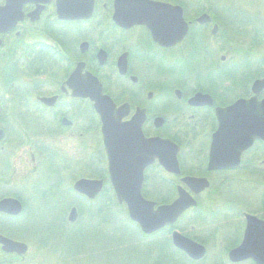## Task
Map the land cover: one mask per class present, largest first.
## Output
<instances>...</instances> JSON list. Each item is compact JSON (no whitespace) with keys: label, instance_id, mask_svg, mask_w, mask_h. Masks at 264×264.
<instances>
[{"label":"flooded vegetation","instance_id":"af4514ba","mask_svg":"<svg viewBox=\"0 0 264 264\" xmlns=\"http://www.w3.org/2000/svg\"><path fill=\"white\" fill-rule=\"evenodd\" d=\"M155 1L178 5L171 1ZM99 2L100 0L98 2L96 0L95 7H98ZM5 3L6 0H0V7H4ZM102 6L106 10L107 6L105 4ZM93 14L91 20L95 22L96 20L99 22L102 18L106 17V15H97V11H94ZM22 15V19L16 23L13 29L7 32H0V81H2L3 87H5L4 91L9 93V95L5 96V102L7 97H11L10 100L13 102L15 111L18 113V115L8 116V114L0 111V119H2V122H9L12 127L16 128L18 126L15 125L16 120L20 119V125L26 120L38 134L46 136V138L47 136H55L61 133V130L70 127L76 128V132L79 135L84 134L83 132L86 131H88L87 133L97 134L99 135L100 141L98 143L97 140L99 146L97 149L94 148L92 154L95 156L92 159L85 160V152L83 160L80 159L77 162L73 158L70 161L71 158L64 154L63 151L58 149L53 150L54 147L47 144V141L46 144L36 142L30 145L31 149L36 150L34 153L38 157L34 158L31 155L34 166L26 172L25 176L31 177L32 175L33 178L36 175L48 176V182H50L44 188L46 190H43L42 194L49 192L48 194L54 196L55 200L52 201L53 204H47L44 207L46 209L45 211L40 208L33 209L32 220L34 222L30 223L31 239L29 246L27 244L24 254L26 252L30 253V264H116V225L108 224L106 222L107 217H100L97 214L99 210H104V207L84 205V203L91 204L94 202L93 199L97 198L101 193L109 195V198L116 199V196L112 188L108 171V161L103 148L100 121L98 130L96 131L94 129V121L99 120L98 115L95 113L90 99L75 95V84H67L73 71L79 64L83 63L82 73L89 72L98 79L102 85L103 93L107 94L116 106L128 105L127 114L121 119L122 122L130 121L137 110L139 112L143 111L144 120L140 128L145 138H166L163 136L164 133L158 131L165 123L166 118L163 115H166V117L168 115L164 110H170L175 113L173 116L175 119L174 126L169 127L167 125L166 128L167 130L174 128L171 135L177 137L180 141L182 138L185 139V142L181 141L182 144L186 146H190L191 144L196 145L197 149L195 152L198 156H195L197 157L196 168L205 166L204 171H200L205 174L208 172L220 173V171H208L206 168L212 134L218 126L215 109L216 107L231 105L237 99L221 104L220 102H223V100L220 101V99H217L215 101L210 94L203 91V89H199L196 83L195 86L188 87L187 90H184L183 83L179 82V80H168L166 87L161 83L157 84L153 82V84H149L146 81H141L137 73L138 68H140V61L145 60L149 62L153 58L160 60L158 58L159 54L164 55V57L167 56L165 54H168L171 57L175 55L173 50L178 46L162 47L157 45L151 40L150 33L144 26H133L124 33L119 32L120 34L114 35V37L112 36L111 40L109 39L103 45H100V36L97 39H85V34L90 39L91 28L88 31L86 30L87 33H85L86 24L84 20H57L55 0L48 2L33 0L27 2L22 6ZM194 22L196 23V21ZM195 23L189 22V26H193ZM206 25L208 26V24ZM133 30L137 31L132 33L131 31ZM201 31L203 30L201 29ZM195 35L198 37L200 33L197 32ZM84 44H86V49L82 48ZM100 52H104L105 54L103 62H100L99 59ZM123 54H126V71L124 74H120L117 62ZM164 63L161 64L160 68L172 69L174 66L173 59L167 66ZM6 66L11 67V72H13L10 77L4 76ZM58 76L60 77L59 79ZM54 80H59V83H54ZM50 84H55V88L51 91L48 89ZM44 87L47 89L44 90ZM149 87H153L154 91H148ZM161 88L162 90L166 88L165 90L168 91L166 95H160L159 89ZM79 90L81 88L77 87V91ZM197 93L209 95L211 104L207 103L206 98H203L195 104L191 103L190 100ZM17 95H19L18 98ZM161 96H164V99H158ZM258 97H260L259 99L264 98V89L259 93ZM153 99L155 100L153 101ZM68 103H71V108L67 110L65 106ZM89 107L94 113L93 117L88 115L90 111ZM26 111L29 113L28 116H26ZM4 115L7 117H4ZM158 117L164 119L160 127L155 125ZM180 117L186 120L199 119L198 129H196L197 123L194 121L192 127L188 125L190 129L187 127V131H183L177 123V119ZM79 121L83 124L79 123ZM29 125L26 126L29 127ZM19 127L20 130L21 126ZM92 127L93 129H91ZM0 129L3 131L4 141L5 136L10 132H8L7 127L4 125L0 126ZM189 131L193 132L191 141L194 143L186 141L188 137H185L184 134H188ZM200 133L203 135V139L202 141H197L196 135ZM177 145L179 146L177 160L179 161L180 173L172 174L165 172L164 168L159 164L158 159L154 158V162L148 165L143 172L142 195L154 196L160 194L163 192L165 181L174 182V189L176 191L175 198L178 195V188H182L184 191L192 194L191 189L182 183V178L187 176H203V174L199 175V173L195 172L190 173V175L185 173L180 161L186 155L185 153L183 154L184 151L181 144L178 143ZM248 155L249 158L247 159L259 161L258 166L252 167V173L256 176L252 183L256 207L252 211H244V209H241L238 213L232 210L228 213L217 214L224 228L220 243H228L230 241L232 246H237L242 241L243 231L247 224L246 214L253 215L257 220L264 223V215H260V213H264V141L260 139L255 140L253 147L241 154L240 160H246ZM41 161L44 162L43 168L38 171L35 168L39 166ZM241 161L238 166L221 172L229 174L236 173L239 171L237 169L240 167ZM79 162L83 164V171L76 172L74 168L72 170L71 166ZM246 169L247 167H244V171ZM190 170L194 169L191 168ZM90 173L92 174L91 176ZM65 178H68L69 184L72 182L73 186L79 180L100 181L102 182V186L94 197L89 198L82 192L74 189L73 186H71V190H62V184L55 186L56 181L63 183L65 182ZM54 188H58L59 190ZM200 195H198L197 199L200 198ZM98 202L100 204V201ZM94 204L97 205V203ZM59 205L64 206L60 208ZM73 209L75 210V217L73 220H70L69 216ZM226 210H228V207ZM198 212L201 213L200 208ZM229 213H234V215L236 213L237 216L243 218L242 224L244 228L237 240L232 233L234 230L233 225L229 223L231 220ZM48 215H54L53 222L50 220L52 217H49L45 223L35 224L38 221L37 219H39L38 216H43L42 218L45 219ZM0 216L1 218L6 217L7 219L12 217L4 213H0ZM210 223L213 226L215 220L211 218ZM186 225L185 222L180 224L176 222L147 235L169 232V237L172 242V233L179 231L186 237L194 239L191 233H183L184 226L186 227ZM256 225L258 228L259 226L261 228L264 227L260 222ZM189 226L190 232L198 236L200 230L195 228L193 224ZM216 228V226L213 228L206 227V233L211 236L212 240ZM147 235L144 234V236ZM5 236L10 239L12 238L7 235ZM12 239L17 240L15 238ZM162 247L164 246L162 245ZM0 254V264H5L9 261L19 264L24 258V254L18 255L16 252L4 251L1 244ZM190 261L196 262L193 260ZM244 262L237 264H244Z\"/></svg>","mask_w":264,"mask_h":264},{"label":"rangeland","instance_id":"374dc122","mask_svg":"<svg viewBox=\"0 0 264 264\" xmlns=\"http://www.w3.org/2000/svg\"><path fill=\"white\" fill-rule=\"evenodd\" d=\"M164 1H171L174 4H179V2H185L187 3V7L184 9V19H186L188 22L195 23L193 20L195 18H201L203 16L202 12H205L209 15L210 21L206 24H202L201 22H196L193 26H190L189 33L178 46H176L175 55L169 57L168 54H165L167 56L164 57V55L159 54L158 59L153 58L149 60V62L140 61L139 67L137 70V73L140 76L141 81H146L147 83L156 82L164 84L166 87L168 80H179V82L183 83V89L187 90L188 87L195 86V83H197V73H200V69L202 67V61H205V56H203V53L200 51L198 52V57H196L198 62V68L195 72H190L189 70L181 71L179 72L182 74L181 78L176 75V70L174 67H177L179 69V66L176 64H179L180 61L182 62L186 54L190 51L189 42H190V35H194L197 32L200 33V36L203 37L204 40H207V45L201 43L202 47L207 50H212V53L214 54V57L209 59V63L212 61H223L228 62L229 60H234L240 58L243 54H249L250 59L252 61L257 60V66H259V62L261 58H264V40L261 44H255V42L251 41V37L253 36V32L255 29H261L260 33H264V0H164ZM103 4H105L106 10L104 12ZM112 0H100L98 10L101 12L102 16H105L102 18V20L99 21V24L95 28L90 29V39L88 37H85L88 40L91 39H97L100 36V45H103V43L107 42L109 39L111 40L112 36L117 35L119 32H117L115 28H111V22L109 21V16L112 13ZM190 5V6H189ZM204 6H208L205 11H200ZM213 7V8H212ZM230 8L234 10L240 9L245 15H247L250 19H247L246 22H242L241 24H238L236 22H233L234 20L229 21L228 17L225 13H229ZM210 11L214 13H219L216 16H214L213 13H210ZM201 12V13H200ZM224 14V16H223ZM236 15V14H235ZM221 17L223 19H221ZM252 17H255L256 19L253 20ZM206 25V26H202ZM203 31H201V29ZM236 29H239L240 33L236 31ZM137 30L131 31L132 33L136 32ZM129 32V33H131ZM31 35H33L31 33ZM192 37V36H191ZM253 38V37H252ZM252 42V43H251ZM164 57V58H163ZM223 57V60L221 59ZM163 58V59H161ZM175 58V59H174ZM173 59L174 66L172 67L173 71L170 73L166 68V70L161 67V64L165 62V66ZM208 61V58H207ZM159 62H161L159 64ZM176 63V64H175ZM161 70V71H160ZM197 74V75H196ZM264 71L261 75L263 76ZM60 77L58 76V79ZM260 78V77H259ZM256 78V79H259ZM255 79V80H256ZM254 81V80H252ZM242 81L243 84L241 86L237 85H231L230 82H216L214 93L216 95V98L218 96H222L225 98H228L225 92L228 93V91L231 92V97L238 98L235 96H238L237 94H240L243 89H247V94L240 95L239 97H247L251 92V82ZM54 83L58 84L59 80H54ZM208 84L206 83V86ZM152 86V85H151ZM203 89L206 93L210 94L212 97L213 95L211 92H209V88ZM55 88V84H50L49 91L53 90ZM173 88V87H172ZM171 88V89H172ZM5 87L2 85V81H0V111L3 113L8 114V116H14L18 115V113L15 111V106L12 104L13 102L10 100L11 97L6 98L5 102V96L9 95L7 91H4ZM47 89V88H46ZM44 87V90H46ZM117 89V88H116ZM115 89V90H116ZM166 89V88H165ZM162 88L159 89L160 95H166L168 92ZM154 91L153 87H149L148 91ZM20 91V90H19ZM48 91V92H49ZM225 91V92H224ZM47 92V93H48ZM38 93V92H37ZM34 94V93H33ZM169 94V93H168ZM19 95H17L18 98ZM121 97L120 95H117ZM164 99V96H161L158 99ZM214 98V97H213ZM260 98V97H258ZM224 99V98H223ZM155 99H153L154 101ZM157 100V98H156ZM215 101L217 99L214 98ZM228 102V100H223V102H220L221 104H224ZM219 103V102H217ZM7 104V105H6ZM71 103H68L65 107H67V110L71 108ZM13 106V107H12ZM19 110V109H18ZM167 112V117L165 116V123L164 126L159 129L158 131L161 133H164L163 136L170 137L174 139L176 142L180 143L183 149V154L185 153L186 156L181 158L180 164H182V167H184L185 173H194L197 172L199 174H204V176L207 177L210 185L209 187L202 192L200 195V204H201V213L205 215V219L208 218V213L210 211H214V213H228L231 212L233 209L226 208L228 206L234 205L236 198L234 196L238 195L240 193L242 185L243 193H244V199L241 201L242 206H244V210L254 209L256 207L255 205V199H254V192L252 189H250L248 186L253 187V182H250V179L253 180L256 178V176L252 172L253 166H258L259 161L247 159L249 158V155L246 157V160L243 161L238 167L236 173L229 174L226 172H208L203 173L200 171H204V167L202 168H196L197 166V154H196V145L191 144L190 146H186L182 144V142H185V139H181V141L171 135V132L174 128L171 130H167V125L170 127L174 126L175 119L173 116L175 113L171 112L170 110H164ZM166 114V113H165ZM29 113L26 111V116H28ZM4 117H7L4 115ZM23 117V116H21ZM19 118V117H18ZM24 118V117H23ZM81 118V117H79ZM8 121V119L6 118ZM197 123L196 129H198L199 125V119H183L180 117L177 119V123L180 125V128L183 131H187L190 129L188 125L192 127L193 122ZM25 120L20 125V119L16 120L15 125H18L16 127H12L9 122H2V119H0V126L4 125L7 127L8 133L7 136H5L4 141L2 140L0 142V199L7 196H13V193L11 192H17L20 193V196L25 195L22 199L20 196L16 195L23 203V211L20 215V221H11L7 219L6 217L1 218L0 216V233L10 236L12 238H15L17 240H20L29 246V241L31 239L30 237V223H33L32 220L34 208H40L42 210L44 207L47 206V204H53L52 201H54V196L48 194L49 192H45L42 194L43 190L46 186L49 185V182L47 181V184L45 182H40L37 184L38 187L34 185V183L38 182L35 181L32 183V175L25 176L26 172L31 169L32 166H34V162L31 159V155L36 158L38 155L34 153V151L30 148V145L32 143L40 142L46 144H50L54 147L53 150L58 149L60 151H63L64 154H66L68 157H70V161L72 158L77 162L80 159L83 160L84 153L86 152L85 160L89 158H93L95 155H93L94 148H98L99 141V135L94 133H87L83 132L84 134L79 135L78 132H76V128H70L67 127L63 130H61V133L55 135V136H41V134H38L37 131L34 130V128L31 127V125ZM79 123L83 124L81 121ZM2 124V125H1ZM95 124V130H98L99 120L94 121ZM77 125V124H76ZM186 125V126H183ZM19 126H21V129L19 130ZM77 127V126H76ZM160 127V126H159ZM93 129V127L91 128ZM94 130V131H95ZM93 131V130H92ZM85 135V136H84ZM187 142L192 143L191 137H193V132L189 131L188 134H184ZM96 137V138H95ZM197 141H202L203 135L200 133L196 135ZM194 143V142H193ZM35 149V148H34ZM57 151V150H56ZM187 151V152H186ZM252 155V153H250ZM197 156V157H195ZM88 157V158H87ZM252 158V157H250ZM86 162V161H85ZM44 162L41 161L39 166L36 167L38 171L43 168ZM85 165V163H84ZM82 162L75 163L73 166H71V169L76 172H81L82 170ZM244 167H247V169L244 171ZM74 168V169H73ZM194 170H190V169ZM188 169V170H187ZM197 169V171H196ZM243 169V170H241ZM187 170V171H186ZM243 173V174H242ZM88 174V173H86ZM92 174L90 173V176ZM44 180V179H41ZM165 181V180H164ZM167 182V181H165ZM164 182V183H165ZM66 186V189L68 186H72V182L69 184V179L65 178V182L63 183ZM151 184V182H150ZM242 184V185H241ZM248 185V186H247ZM64 186V187H65ZM64 187L62 190H64ZM56 190H59L58 188H54ZM163 190L165 191V187H163ZM11 191V192H10ZM55 191V190H54ZM149 191V190H148ZM163 191V192H164ZM174 194L176 193L175 189H173ZM162 192V193H163ZM54 193V192H53ZM172 190L170 188L167 190L166 195L167 197L169 195H172ZM42 194V195H41ZM151 198H155V196H149ZM175 197V196H174ZM173 197V198H174ZM152 200V199H151ZM156 200V199H155ZM94 205H90L92 207H104V210H99L97 214L100 215V217H107L108 224L111 223L112 225H116V232L117 237H122L120 240H124L126 243L121 245L119 243V240L116 241V264H183L184 257L180 254L178 250H175L173 247L169 232L164 234L157 233L150 236H144V234L139 230V227L137 224H131L129 221L130 219L128 216L124 213L122 210V206L118 205L117 201H115V198H109V195L105 193H101L97 198L93 199ZM100 201V204L99 202ZM257 204V202H256ZM236 205V204H235ZM60 208L63 207L62 205H59ZM233 207V206H232ZM246 207V208H245ZM32 208V209H31ZM234 208V207H233ZM238 208V207H237ZM237 208H234L236 210ZM96 210V208H95ZM43 211V212H44ZM190 212V211H189ZM40 214V213H39ZM190 214V213H189ZM231 216L230 222L233 225L234 230L232 231L233 235H235V239L237 240L239 238V234L241 231H243L244 225L242 224L243 218L237 216L235 213H229ZM260 215H264V213H260ZM66 216V215H65ZM96 216V215H95ZM43 217V216H42ZM38 216V221L35 222V224H42L51 218L50 220L53 222L54 215H48L46 216V220ZM113 217V218H112ZM193 220V219H192ZM191 220V221H192ZM189 222L185 229H183V233L189 234L190 231V224L196 225L195 228H198L197 226H200L201 219L199 222L196 220H193L192 222ZM38 222V223H37ZM86 222V221H84ZM182 223V220L180 221ZM178 223V221H177ZM206 225L208 228H211L208 225H211L209 220H206ZM205 226V227H206ZM212 226V225H211ZM199 229V228H198ZM224 228L220 227L216 230L214 233L215 238L217 240L211 239V236L206 233V231L199 232V237L202 235L203 237H200V240L198 242L202 243L206 248L205 256L198 262H195L194 264H214L217 260V257L220 256H226V250L227 246L221 242L220 240L222 238V231ZM194 231V230H193ZM193 233V232H192ZM191 233V236L193 237ZM224 234V233H223ZM129 237H134L133 240L129 241ZM205 238V239H204ZM117 239V238H116ZM207 239V240H206ZM119 243V244H118ZM215 243V244H214ZM120 245V246H119ZM162 245L164 247H162ZM29 251V250H28ZM1 255V254H0ZM204 255V254H203ZM130 258V259H129ZM227 259V258H226ZM130 260V262H129ZM219 260V259H218ZM224 264H227L226 260L223 262ZM5 264H16L13 263V261H9ZM19 264H30V253L26 252L24 254L23 260ZM220 264V262H219ZM248 264H254L252 261L248 262Z\"/></svg>","mask_w":264,"mask_h":264},{"label":"water","instance_id":"95a60500","mask_svg":"<svg viewBox=\"0 0 264 264\" xmlns=\"http://www.w3.org/2000/svg\"><path fill=\"white\" fill-rule=\"evenodd\" d=\"M33 0H6L0 7V32L14 28L22 19V6ZM38 1V0H37ZM48 2L50 0H39ZM94 0H55L58 19H88L93 10ZM112 22L118 27L127 29L133 25H145L154 42L161 46H172L186 35L188 25L182 16L179 6L150 0H114ZM203 15L198 22H207ZM86 49V44L82 46ZM104 52L99 53L100 62L104 61ZM126 54L119 57L117 67L120 74L126 71ZM83 63L79 64L68 79L67 84H75V95L84 96L93 102V107L101 120V133L104 149L108 159V171L111 184L119 203H125L131 220L137 222L142 231L150 233L165 225L171 224L196 201L182 188H178V198L167 205H159L146 200L141 195V184L144 169L158 159L159 164L168 172L178 174L176 154L178 147L168 139L145 138L140 125L144 120L143 111L138 110L130 121L122 122L127 114L128 105L119 107L102 94L98 80L90 73H82ZM77 87L81 90L77 91ZM264 88V78L255 80L251 90L254 93L249 99H239L233 104L216 108L218 121L216 132L212 135L209 149V170L232 168L239 164L241 153L249 148L254 139L264 140V99L258 100L259 92ZM207 99V95L197 94L190 100L195 104ZM163 120L157 118L155 125L160 126ZM2 132L0 131V139ZM182 181L195 195L208 186L205 178H183ZM74 188L92 198L101 188L100 181L79 180ZM19 201L13 198L0 200V212L16 215L20 212ZM75 210L70 213L73 220ZM247 226L242 243L229 252V258L236 262L252 258L258 264H264V227L252 216L247 217ZM263 226L264 223L260 222ZM174 245L194 259H200L204 248L181 236L173 234ZM2 249L7 252L23 253L25 245L0 235Z\"/></svg>","mask_w":264,"mask_h":264},{"label":"trees","instance_id":"16d2710c","mask_svg":"<svg viewBox=\"0 0 264 264\" xmlns=\"http://www.w3.org/2000/svg\"><path fill=\"white\" fill-rule=\"evenodd\" d=\"M179 4L184 9H185V7H187L186 6L187 3H185V2H179ZM207 7L208 6H204L202 8V10H200V11L201 12L202 11H205L207 9ZM230 10H232V11H230L229 13H225L226 16L228 17V20L229 21L234 20L233 22H236L238 24H241L242 22H246L247 19H250L240 9H237V10H234L233 11V9L230 8ZM210 13H213L214 16H216L217 14H219L217 12L214 13L212 11H210ZM97 15H98V13H97ZM223 16H224V14H223ZM252 18H253V20L256 19L255 17H252ZM221 19H223V18L221 17ZM250 20H252V19H250ZM85 24H86L85 31L86 30L88 31L87 28L88 27L89 28H92L93 27V24H95V22L93 20H89V21L85 22ZM113 28H115V27H113ZM260 30L261 29H255L254 32H253V36H252L253 38L251 37V39H252L251 41L255 42V44H261L262 41L264 40V33L258 34V32H261ZM87 31L85 33H87ZM236 31L238 33H240L239 29H236ZM85 35H87V34H85ZM189 38H191L190 39V42L188 44L189 47H190V51L184 57L185 59H183L182 62L180 61L179 67H180L181 70L184 69V70H190L191 72H195L197 70V68H198V62H197V59H196V57H198V55H199L198 52L200 51L201 53H203V56H205V61H202L201 62L202 63V67H201V69L199 71L200 73H197L198 75L196 74L197 75V83H196V86L199 89H204L205 88L204 86H206V83H207L208 85L206 86V88H209V92H211V94L213 95V97L215 99H220V101H222V100H224V101L225 100H228V102H230V101H232L234 99V97H231L232 95H231V92L230 91H228V93L224 91L226 93V95H229V96H227L228 98L223 97L224 98L223 99L222 96H218L216 98V95L214 93V88H215V85H216V82L217 81L219 83L229 81L230 82V86L231 85L241 86L243 84L242 81L250 82V81H252V80H254L256 78H259V77H261V75H262V73L264 71V58H261L260 59L259 66H257V62L258 61L257 60L252 61V59H250V57H249V54H247V53L246 54H243L238 59H234V60H231V61L229 60L228 62H226V61L223 62V61H220V60L213 61V59H212V61L209 63V59L211 57L212 58L214 57V54L212 53V50L213 49L210 51V50L204 49L202 47V45H201V43L207 45V43H208L207 40H204L203 37H197V36H195V34L194 35H190ZM207 58H208V61H207ZM12 65H13V67L15 69V66H14L13 63H12ZM8 66H10V64H8ZM8 66H6L5 67V70H4V76L5 77H10L13 74V72H11V67H8ZM5 81H6V79H5ZM246 94H247V89H245V90L243 89V91L240 94H237L238 96H235V97H239L240 95H244L245 96ZM89 109H90V111H89L88 115L90 117H93L94 116V113H93V111H91L92 109L90 107H89ZM54 174L56 175V173H54ZM44 180L48 181L49 180V177L48 176H45L44 177ZM60 184H62V183L59 182V181H56L55 182V186L56 185L59 186ZM164 187H165V191L163 190L164 191L163 193L161 192L158 195H154L155 198H151L152 200L156 201V203H158V204L168 203L175 196L174 191H173V189H174V182L167 181V182L164 183ZM169 188H170V190H172L173 193H172V195H169L167 197L166 192H167V190ZM11 193H13V195H15V196L16 195L20 196L16 192H11ZM143 195L146 198H150L146 194H143ZM199 208H201V204L200 203H198V206L195 209L191 210L190 214H191V217H193V218L194 217L200 218L201 221H202V226H204V224H205V215L198 212V209ZM17 219H19V217ZM192 235H193V238L194 239L200 240V237L199 236H195L194 233H192ZM120 239H122V237H117L116 240H119V243L121 245H123L124 243H126L124 240H120ZM231 245L232 244H228L226 246L229 248V247H231ZM186 263L187 264H192L191 262H188V260L186 261ZM214 264H216V262Z\"/></svg>","mask_w":264,"mask_h":264}]
</instances>
